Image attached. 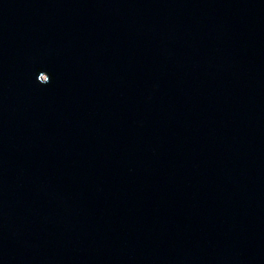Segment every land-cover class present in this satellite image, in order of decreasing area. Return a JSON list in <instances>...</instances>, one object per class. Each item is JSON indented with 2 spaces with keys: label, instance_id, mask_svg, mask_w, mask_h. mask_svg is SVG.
I'll use <instances>...</instances> for the list:
<instances>
[{
  "label": "water",
  "instance_id": "obj_1",
  "mask_svg": "<svg viewBox=\"0 0 264 264\" xmlns=\"http://www.w3.org/2000/svg\"><path fill=\"white\" fill-rule=\"evenodd\" d=\"M0 264H264V0H0Z\"/></svg>",
  "mask_w": 264,
  "mask_h": 264
}]
</instances>
